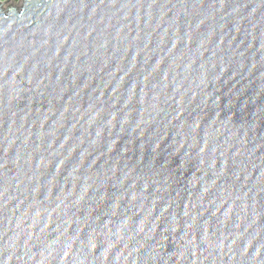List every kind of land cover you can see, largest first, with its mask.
<instances>
[{"label":"water","instance_id":"1","mask_svg":"<svg viewBox=\"0 0 264 264\" xmlns=\"http://www.w3.org/2000/svg\"><path fill=\"white\" fill-rule=\"evenodd\" d=\"M0 0V264H264V0Z\"/></svg>","mask_w":264,"mask_h":264},{"label":"rangeland","instance_id":"2","mask_svg":"<svg viewBox=\"0 0 264 264\" xmlns=\"http://www.w3.org/2000/svg\"><path fill=\"white\" fill-rule=\"evenodd\" d=\"M8 4H12V5H14V4H18V0H12V1H9V2L5 3L4 6L6 7Z\"/></svg>","mask_w":264,"mask_h":264}]
</instances>
